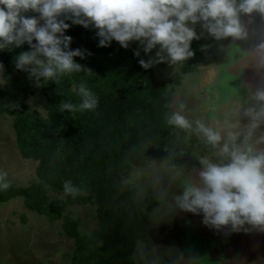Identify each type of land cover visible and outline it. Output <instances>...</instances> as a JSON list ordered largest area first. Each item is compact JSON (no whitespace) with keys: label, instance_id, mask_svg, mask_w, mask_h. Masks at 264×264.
I'll return each instance as SVG.
<instances>
[{"label":"trees","instance_id":"trees-1","mask_svg":"<svg viewBox=\"0 0 264 264\" xmlns=\"http://www.w3.org/2000/svg\"><path fill=\"white\" fill-rule=\"evenodd\" d=\"M65 22L70 24L64 33L72 38L70 49L91 53L75 61L92 73L65 75L59 84L37 87L14 64L19 53L31 50L29 46L1 51L8 83L0 85V116L13 117L15 147L22 159L36 165L26 187L0 190V204L21 198L24 209L48 222L60 221L62 234L74 243L69 264H138L136 247L144 242L149 213L157 203L153 197L141 200L136 186L126 183L129 172L159 162L189 170L212 148L194 134L167 124L170 92L154 65L147 70L140 67V59L152 57L133 55L141 48L138 42L127 49L114 40L109 47H98L93 27ZM212 41L204 36L192 41L194 57L176 65L182 75L193 73L204 54L212 52ZM81 83L98 98L97 107L61 111V101L80 102L73 87ZM36 94L46 117L28 104ZM66 181L81 194L65 195ZM72 206L92 211L96 224L92 234L81 235L78 221L65 214Z\"/></svg>","mask_w":264,"mask_h":264},{"label":"clouds","instance_id":"clouds-1","mask_svg":"<svg viewBox=\"0 0 264 264\" xmlns=\"http://www.w3.org/2000/svg\"><path fill=\"white\" fill-rule=\"evenodd\" d=\"M28 12L38 15L26 16ZM253 13L264 15V0H0V51L26 43L31 50L14 58L15 68L42 87L49 82L59 84L65 75L92 73L75 61L91 53L70 49L72 38L64 34L70 24L65 21L85 29L93 27L98 47H109L114 40L123 49L138 42L146 55L158 49L154 58L138 61L147 70L166 59L170 65H178L193 58L191 42L201 39L194 27L197 24L218 41L245 39L242 16L251 19ZM258 48L264 50V43ZM133 55L138 57L140 51ZM7 83L0 63V85ZM73 92L80 102L61 101V111L83 112L97 107L98 98L84 83L73 87ZM254 97L260 102V110L251 107L245 114L251 127L257 128L264 122V89H257ZM38 111L45 117L48 114L44 109ZM167 124L182 131L192 130L191 122L180 111L172 113ZM195 131L205 143L218 148L216 160L199 157L198 181L190 177L184 181L182 194L174 197L175 208L202 214V223L216 230L230 226L238 231L245 224L264 229V150L230 148L222 142L220 131L199 121ZM232 138L235 142L234 134ZM260 141L264 142V135ZM10 186L7 173L0 171V190L7 191ZM63 188L65 195L81 194L71 181H66Z\"/></svg>","mask_w":264,"mask_h":264},{"label":"rangeland","instance_id":"rangeland-1","mask_svg":"<svg viewBox=\"0 0 264 264\" xmlns=\"http://www.w3.org/2000/svg\"><path fill=\"white\" fill-rule=\"evenodd\" d=\"M242 24L247 37L219 41L213 38L212 52L204 54L203 60L196 65L193 73L182 75L176 65H170L167 59L163 63H155L154 69L165 80L166 89L170 92L167 119L172 113L180 111L192 124V130L185 132L194 134L200 141L204 139L195 131L197 121L220 131L224 137L222 142H227L229 146H234V143L238 142L239 148L243 150L251 148L259 152L264 150V142L260 141V137L264 135V122L259 127L252 128L250 117L245 112L251 107L260 110V102L255 99L254 93L257 89H264V50L258 48V45L264 43V15L253 13L251 19L242 16ZM194 27L197 35L206 39L212 38L200 24ZM157 50L153 49L147 55L142 48L139 51L142 57L150 55L149 57L154 58ZM1 61L0 57V63ZM28 104L37 112L43 109L38 94L31 97ZM12 121V116H0V171L7 173L11 186L26 187L34 178L36 163L24 160L19 155L15 147ZM233 134L236 137L235 142ZM211 158L215 160L216 156L213 155ZM200 167V164H194L189 170L184 169L181 173L178 169L168 167L167 162H159L129 172L126 183L135 185L141 198L152 195L161 197L166 194L164 202L151 213V219L146 226L147 240L137 248L138 264L161 262L164 264L165 257L170 258L166 264H238L233 263L234 259L231 256L237 249L248 256L252 253L253 232L247 237L243 235V230L232 231L229 226L220 230L213 228L210 234L208 229L202 230L205 226L202 223L203 219L199 222L203 218L202 214L198 216L191 214L193 223L183 221L185 225L190 223L186 226L185 232L178 230L179 235L184 238V244L176 235L177 241L172 243L166 244L162 241L161 244L149 245L154 241L150 228L152 223L156 225L160 223L162 217L166 218L167 215L170 217L174 211L168 208L169 204H173L171 201L173 191L177 193L176 195L182 194L184 181L188 177L198 181ZM166 211L169 214H166ZM65 214L78 221V231L81 235H90L96 229L94 215L88 207H68ZM169 217L165 221L169 220ZM189 217V213L185 214L186 219ZM23 218L25 222L22 221ZM60 223L48 222L43 217L24 209L21 198L0 204V264H69L74 243L72 239L62 234ZM192 227L196 233L200 231L196 245L194 244L196 233ZM164 229L166 228H162V231ZM257 230L259 228H255V231ZM231 235L237 237L243 235V238L239 237L236 244L221 241ZM211 238L219 245L213 248L215 244L211 242L208 246L205 240ZM183 246L184 249H188L187 253L183 251ZM258 254L262 256L261 253Z\"/></svg>","mask_w":264,"mask_h":264},{"label":"flooded vegetation","instance_id":"flooded-vegetation-1","mask_svg":"<svg viewBox=\"0 0 264 264\" xmlns=\"http://www.w3.org/2000/svg\"><path fill=\"white\" fill-rule=\"evenodd\" d=\"M259 37L257 36V39H258ZM192 43V42H191ZM227 141H228V139H226ZM235 145V147H239L238 146V142H235L234 143ZM248 145V144H247ZM230 148H232L233 146L231 145V146H229ZM211 148H212V152H210V154H209V156L208 157H212L213 155H215V151H216V149L218 150V148H213L212 146H211ZM217 152V151H216ZM225 159H227V157H225ZM216 160V159H215ZM214 160V161H215ZM197 164H199V163H197ZM196 164V165H197ZM178 170H180V172L181 173H183L184 171H183V169L182 168H180V169H178ZM194 171H195V169H194ZM182 176H180V178H181ZM163 194V193H162ZM176 192L175 191H173V195H172V199H171V201H172V203L173 204H169V206H168V208L169 209H174V211L173 212H171V215H170V217L167 215L166 216V218H161V220H160V223H157L156 225H154V223H152V227H150L151 228V233H152V235H154L153 237H152V239L154 240L153 242H150L149 243V245H152V244H154L155 245V243L156 244H161V242L162 241H164L166 244H169V243H172V242H174V241H177V236H178V238L179 239H181L182 240V242H183V244H184V241H183V236H181V235H179L180 233H179V231L178 230H181L182 232H185L186 231V226H188L189 224H187V225H185L184 224V222L185 221H189V222H191V223H193V221H191V213H189V219H186L185 218V214H187L186 212H182V211H180L179 209H177V208H175V200H174V197L176 196ZM166 194L165 195H163V196H161V197H156L155 195H152V196H150V197H153L154 199H155V201H156V203H157V206H159L160 204H162L163 202H164V199H166ZM143 199H146V197H144V198H141V200H143ZM171 203V202H170ZM157 206H155V207H157ZM154 207V208H155ZM153 208V210L152 211H150V213H149V220L151 219L150 217H151V213L155 210ZM166 214H169V212L168 211H166L165 212ZM198 216V215H197ZM169 217V220H167V221H165L167 218ZM203 218H201L200 220H199V222H201V220H202ZM149 220H148V222H149ZM175 220L177 221V223H175ZM164 221H165V223H164ZM174 221V222H173ZM184 221V222H183ZM147 222V223H148ZM147 223H146V226H147ZM174 225V226H173ZM176 226V227H175ZM162 228H166V229H164L163 231H162ZM178 228V229H177ZM193 228V230L195 231V228L194 227H192ZM205 229H208L209 230V232H210V234H211V231L213 230V228H211V227H208V226H203V228H202V230H205ZM241 230H243V235H245V236H247V237H250V233L251 232H253L252 233V235H251V241H252V243H253V250H252V253L248 256V254H246L245 255V253L243 252V251H239L238 249L234 252V254H232L231 256H232V259H234L233 261V263H238V264H264V229H259V230H257V231H255V228H253L252 226L250 227L248 224H245L244 226H242L241 228H240ZM155 230V231H154ZM146 232H147V228H146ZM150 233V234H151ZM195 233H196V231H195ZM200 231L198 232V233H196V238H195V245L196 244H198V242H196V240H198L199 238H200ZM259 233H261V235H259ZM177 235V236H176ZM243 235H241V236H239V237H241V238H243ZM176 236V237H175ZM160 237H161V239H160ZM172 237H175V238H172ZM239 237H237L236 235H231V236H229V237H224L221 241H224V242H229V243H231V244H236V242H238L239 240H238V238ZM146 238V237H145ZM156 238H159V239H157L156 240ZM146 240L147 239H144V243L146 242ZM169 240V242H167ZM206 241V244L209 246L210 244H211V242L212 243H214L215 245L213 246V248L214 247H216L217 245H219V244H217L216 245V240L214 239V238H211V239H206L205 240ZM220 242V241H219ZM242 242V241H241ZM152 243V244H151ZM242 243H244V242H242ZM251 243V244H252ZM141 244H143L142 242L139 244V245H137V247H136V249L141 245ZM245 245V244H244ZM183 248V251L185 252V253H187L188 252V249H184V246L182 247ZM243 254V256H242V254ZM258 253H261L262 254V256H260ZM192 254V253H191ZM244 258V259H243ZM170 258L169 257H165V262H164V264H166L167 263V260H169ZM243 260V261H242ZM162 260H160V262H161ZM161 264H163L162 262H161Z\"/></svg>","mask_w":264,"mask_h":264}]
</instances>
